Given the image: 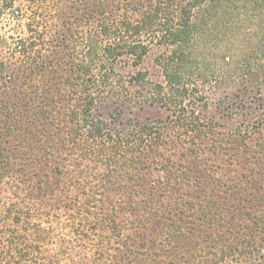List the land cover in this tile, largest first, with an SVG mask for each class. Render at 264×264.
Listing matches in <instances>:
<instances>
[{
    "label": "rangeland",
    "instance_id": "1",
    "mask_svg": "<svg viewBox=\"0 0 264 264\" xmlns=\"http://www.w3.org/2000/svg\"><path fill=\"white\" fill-rule=\"evenodd\" d=\"M94 5L95 0H0L1 230L15 227L14 213L32 197L39 203L36 218L49 219L47 211L68 200L71 203L78 182H86L81 175H87L99 193L98 203L105 211L114 209L113 216L124 223L125 233L127 228L141 226L131 233V239L139 243L135 249L142 253L133 254L137 259L132 264H264V41H230L229 45L208 41V46L199 47L201 56L212 59L217 67L225 58L237 65L261 64L245 72L232 66L219 72L221 81L201 84L199 94L190 97L200 110L198 123L206 124L198 127L196 136L188 133L197 125L189 121L191 110L180 114L178 108L151 98L146 88L112 86L97 98L90 114L113 131L128 137L142 126L156 127L149 137H159L155 141L168 159L156 164L148 149L141 162L146 175L133 180L128 177L131 166L110 163L107 167V158L94 153L87 156L89 167L96 168L84 169L75 161L87 153L66 150L65 141L76 137L74 120L81 119L75 114L85 105L80 83L71 88L74 94L61 88H65L64 79L74 75L69 60L75 45L78 52L83 49L77 33L91 18L87 14ZM22 47H28V54ZM158 54V47L152 46L136 67L130 57L123 56L117 71L126 79L140 71L150 81L163 84ZM43 62L38 76L33 69L41 68ZM52 94L61 101L46 111ZM176 113L186 116L184 123L177 121ZM58 169L63 173L59 175ZM168 172L176 173L178 180L167 184ZM11 175L20 182L6 184ZM151 181L156 183L150 185ZM25 222H19L17 235L24 234ZM30 239L33 255L28 264L50 260L62 264L61 238L52 240L49 233L33 230ZM85 240L91 246V240ZM0 242L3 251L1 237ZM25 248L19 243V254H25ZM112 250L118 256L115 264H131L123 257L125 250Z\"/></svg>",
    "mask_w": 264,
    "mask_h": 264
},
{
    "label": "trees",
    "instance_id": "2",
    "mask_svg": "<svg viewBox=\"0 0 264 264\" xmlns=\"http://www.w3.org/2000/svg\"><path fill=\"white\" fill-rule=\"evenodd\" d=\"M94 6V11L87 14L91 18L84 21L87 23L77 33L83 49L78 52L75 45V53H72L69 60L75 67L74 75L66 77L63 82L65 88H61V92L65 90L74 94L71 88L80 83L78 91L85 105L81 113L75 114L80 115L81 119L74 120L77 124L72 133L76 137L65 141L68 144L66 150L81 149L87 153L84 157H76L78 161H75L84 169L96 168L93 164L89 167L88 156L99 153L113 167L119 163L124 167L131 166L128 177L138 180L146 175V168L141 166L142 153L146 154L149 149L153 153L151 161L156 164L168 159L162 152L161 144L155 141L159 137H149L156 127L142 126L133 136L128 137L113 131L101 119L90 114L97 98L112 86L120 89L128 85L146 88L151 98L170 104L172 109L178 108L180 114L187 109L191 110L189 121L197 125L192 126L188 133L195 135V131L201 126L197 116L200 110L196 107L197 104L190 103V97L199 94L202 83L209 80L221 81L223 77L218 75L219 72L230 71L232 66L237 65L235 61L225 58L224 64L217 67L212 59L201 56L199 47L208 46V41H226L228 45L230 41H264V0H95ZM152 46L159 49L156 61L164 75L163 84L150 81L140 71L129 75L128 79L118 73L116 65L121 57H130L132 65L139 66ZM27 50L28 47H22V52L28 54ZM260 64V61L239 63L235 71L237 68L244 72L251 71L259 68ZM44 65L45 62L41 63L42 69L30 67L29 72L33 69L39 76ZM48 98L45 108L61 101L53 94ZM49 110L46 108V111ZM180 114L176 113L177 121L184 123L181 120L185 115L180 117ZM186 125L189 126L187 123ZM205 126L206 124L201 127ZM138 133L139 137L134 136ZM134 161L140 165L139 168L133 165ZM109 164L107 167L111 166ZM57 173L60 175L63 171L58 169ZM86 178L87 175H81L80 179L86 182H78L79 189L70 200L71 203L68 200L61 207L47 211V220L36 218V205L39 203L33 202V197L28 198L30 201L22 204V207H18L19 211L14 213L12 223L16 224L15 227L4 228V231L0 228V234L3 233L0 235L3 243L0 264H28L33 255L29 245L33 230L36 233H49L52 240L61 238V246L65 245L62 264H115L118 256L112 249L125 250L123 257L132 264L137 259L133 254L142 253L135 249V245L139 243L131 239V233L138 231L141 226L127 228L125 233L124 223L117 221L112 207H108L107 212L98 203L99 193L94 188V183ZM165 178H168V181L165 180L167 184H172L174 179L178 180L176 173L168 172ZM15 180L20 182L19 177L11 175L5 182L9 184ZM155 183L156 181L149 182L150 185ZM81 197L86 200L84 203L81 202ZM22 208H26L25 211ZM10 211L9 208L7 212ZM20 221H26L24 234L17 235ZM126 221L127 224H132V219ZM72 235L76 244L72 242ZM85 239L91 240V246H86ZM19 243L26 246L23 258V254H19L17 249ZM140 244L144 245L142 242ZM43 264H55V261Z\"/></svg>",
    "mask_w": 264,
    "mask_h": 264
}]
</instances>
